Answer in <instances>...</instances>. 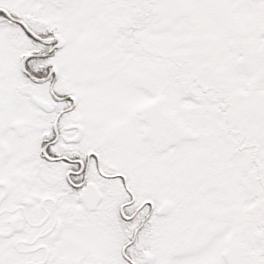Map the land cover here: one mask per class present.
<instances>
[{"label":"snow or ice","instance_id":"obj_1","mask_svg":"<svg viewBox=\"0 0 264 264\" xmlns=\"http://www.w3.org/2000/svg\"><path fill=\"white\" fill-rule=\"evenodd\" d=\"M0 264H264V0H0Z\"/></svg>","mask_w":264,"mask_h":264}]
</instances>
